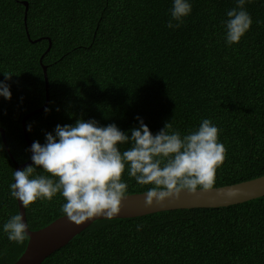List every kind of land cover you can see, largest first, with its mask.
I'll use <instances>...</instances> for the list:
<instances>
[{
    "label": "trees",
    "instance_id": "obj_1",
    "mask_svg": "<svg viewBox=\"0 0 264 264\" xmlns=\"http://www.w3.org/2000/svg\"><path fill=\"white\" fill-rule=\"evenodd\" d=\"M191 4L173 30L171 0H0V81L11 92L0 97V127L14 160H30L22 120L46 101L44 65L50 99L47 112L25 121L31 144L78 119L127 132L139 117L153 134L170 122L183 135L207 118L225 148L212 188L264 176V0L245 3L252 25L230 46L222 22L236 0ZM14 170L0 133V225L19 214L9 195ZM121 178L126 195L149 187ZM63 203L57 195L25 207L29 229L64 216ZM28 241L0 231V264L16 262ZM42 264H264V196L96 220Z\"/></svg>",
    "mask_w": 264,
    "mask_h": 264
},
{
    "label": "clouds",
    "instance_id": "obj_2",
    "mask_svg": "<svg viewBox=\"0 0 264 264\" xmlns=\"http://www.w3.org/2000/svg\"><path fill=\"white\" fill-rule=\"evenodd\" d=\"M246 2L250 0H236V7L226 12L227 19L222 22L226 45L239 43L252 25L244 8ZM191 12V0H171L166 27H180ZM4 76L5 81L10 78ZM0 97L11 99L9 86L3 81ZM136 119L138 127L127 132L115 124L101 126L92 119L57 124L53 132L44 133L43 144L32 142L31 164L12 172L9 195L24 207L59 195L64 200L63 215L79 225L94 217L111 219L119 213L128 187L121 178L125 172L137 184L149 186L144 192L148 207L179 199L181 193L212 188L225 154L214 123L202 118L198 127L182 135L166 122L153 134L141 118ZM27 229L19 214L0 225L8 241L16 244L25 240Z\"/></svg>",
    "mask_w": 264,
    "mask_h": 264
},
{
    "label": "water",
    "instance_id": "obj_3",
    "mask_svg": "<svg viewBox=\"0 0 264 264\" xmlns=\"http://www.w3.org/2000/svg\"><path fill=\"white\" fill-rule=\"evenodd\" d=\"M25 6L27 13L28 6L26 3ZM25 20H26V15H25ZM50 48H51V42L49 40V47L46 52H48ZM42 69H43L44 81H45L46 101L41 108L31 111L26 116H24L22 120V128L29 149L31 146V142L28 137L25 121L29 117L43 111L48 106L50 99L47 67L42 65ZM0 133L5 148L9 153V156L11 157L12 161L14 162L15 170L23 169L26 165L31 164V160L23 164H18L14 160L10 152V149L8 147L5 138V131L1 127H0ZM262 196H264V176L237 184L211 188L207 191H200L199 189H197V192L195 194H188L186 192L181 193L179 199L165 201L162 204L154 203L150 207L145 206L144 193L131 194V195H125V197L121 202L119 213L113 216V218L111 219L134 218V217L150 215L158 212L172 211L179 209L227 207L230 205H236L253 199H257ZM17 202L19 205V215L22 216L24 222L27 224L25 207L18 200ZM104 219L107 218L94 217L90 221H85L82 224L76 225L73 224L72 222H69L65 216H62L54 220L47 226L40 228L36 231H31L28 227L27 236L29 237V241L27 247L24 253L21 255V257L13 264H42V262L47 257H49L54 252L67 245L75 236L80 234L93 222H95L96 220H104Z\"/></svg>",
    "mask_w": 264,
    "mask_h": 264
}]
</instances>
